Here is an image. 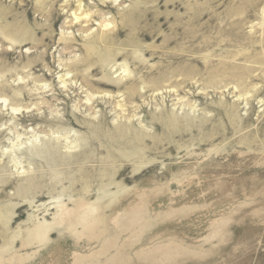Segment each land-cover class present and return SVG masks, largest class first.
<instances>
[{
    "label": "rangeland",
    "instance_id": "obj_1",
    "mask_svg": "<svg viewBox=\"0 0 264 264\" xmlns=\"http://www.w3.org/2000/svg\"><path fill=\"white\" fill-rule=\"evenodd\" d=\"M42 1L58 2L55 24ZM75 1L0 0V264H264V0H81L93 18L70 24ZM99 35L125 56L100 66ZM119 123L146 141L109 156ZM48 142L74 154L60 173ZM23 175H43L44 194L14 197ZM89 205L106 211L73 214Z\"/></svg>",
    "mask_w": 264,
    "mask_h": 264
},
{
    "label": "bare ground",
    "instance_id": "obj_2",
    "mask_svg": "<svg viewBox=\"0 0 264 264\" xmlns=\"http://www.w3.org/2000/svg\"><path fill=\"white\" fill-rule=\"evenodd\" d=\"M104 1H106V0H103L102 2H104ZM108 1H116V0H108ZM77 2V7L76 8H74L75 10L74 11H71L70 13V15L72 16V19L70 18V20L69 21H67V23H69L70 22V24H72V23H77V21H80V20H85L86 22H88V21H90L91 20V17L93 18V15H91L90 16V14L89 13H87L88 12V10L86 11V12H83L82 13V11H80V13L78 12V13H76V10H78L79 8H80V6H81V4H82V1L81 0H76L75 1V3ZM41 4L39 5V7L37 8V9H35V11L38 13V15H44V16H46V17H48V18H50L51 19V21L53 22V24H55L56 23V20L59 18V13L58 14H56L57 13V11H59V9H57L56 8V6H55V3H58V2H52V3H48V2H46V1H42V2H40ZM113 3V2H112ZM104 4V3H103ZM108 4V3H107ZM71 5H72V3L71 2H66L65 4H63V5H61V8H60V10L61 11H63L64 9H67V11L68 10H71ZM75 6V5H74ZM85 9H87V7L85 8ZM90 12V11H89ZM91 12H93V11H91ZM68 13V12H67ZM93 13H95V12H93ZM92 13V14H93ZM118 14H120V12L118 13ZM24 16H29V10H27L26 12H25V14H24ZM67 16V15H66ZM122 16H126V15H122ZM68 17V16H67ZM74 21V22H73ZM85 22V23H86ZM85 25V24H84ZM106 26V25H105ZM82 27V26H81ZM84 28H85V26H83ZM88 27V26H87ZM86 27V28H87ZM14 30H15V32L17 33V35H19L20 34V29H22V31H24V26L23 25H21V26H16L15 24H14ZM91 28V27H90ZM81 30H82V28H81ZM86 30V29H85ZM84 31V30H83ZM8 34V33H7ZM100 34V33H99ZM190 34V33H189ZM9 36L7 37V38H9L11 41H13L14 40V35H16V34H13V35H11V34H8ZM191 35V34H190ZM187 36V35H186ZM192 36H193V33H192ZM190 38V37H189ZM98 41H99V43H102V44H104L105 46H103L102 47V49L104 50V52H102V53H98V57H97V61L98 62H100L102 65H100V66H103L104 67V65L107 63V64H109L111 61H114V60H116L117 58H119L120 56H125V54L124 53H119V52H114V53H110V50H108L109 49V47H108V45L109 46H112L111 44H106V37H103V36H100L99 35V39H98ZM19 42H22V40H20ZM205 42V41H204ZM132 43V42H131ZM202 44H203V41H202ZM205 44V43H204ZM65 46H67V45H65ZM107 46V47H106ZM85 50H86V56L88 57V56H90L91 55V53L95 50V46L94 45H86V47H85ZM95 52V51H94ZM138 59V58H137ZM79 60V59H78ZM139 61H141V60H139ZM115 62V61H114ZM77 63L75 62V63H70V65H68V67H69V69H71V67H76L77 65H76ZM96 64H98V63H96ZM92 69V68H91ZM95 69V68H94ZM160 69V68H159ZM158 69V70H159ZM128 71V69L126 68V66H125V68L123 69V72H127ZM154 71V70H153ZM65 72V71H64ZM128 73H129V71H128ZM170 73H172L171 75L169 74V73H167V72H164V71H160V72H158V75H157V78L155 77V78H153L152 79V81H151V83H152V86L153 85H155V86H157L159 83H161V82H166V81H169L170 79H172V77H179V76H188V75H190L191 74V72L189 71V70H186L185 71V73H173V72H170ZM67 75V74H66ZM144 76V75H143ZM158 78H159V80L160 81H157L158 80ZM83 79H84V82H87V83H89V77L88 78H84L83 77ZM64 80V79H63ZM132 80V79H131ZM175 80V79H174ZM65 81V80H64ZM177 82V80L175 81V83ZM90 83H91V81H90ZM89 83V84H90ZM97 84H101V85H106L107 83H103V82H97ZM109 84V83H108ZM107 86V85H106ZM163 86V85H162ZM143 87H145V86H143ZM148 86H146V88H147ZM153 88H154V86H153ZM156 88V87H155ZM177 88H179V86H177ZM93 89V88H92ZM150 89V88H149ZM170 89V88H169ZM180 89V88H179ZM179 89H176L175 90V92H178L179 91ZM94 90V89H93ZM136 89H135V86H132V85H129L128 86V88H127V92H126V94L128 95L129 93H132V94H134V92L136 93V91H135ZM160 90V89H159ZM167 90V89H166ZM137 91H139V90H137ZM100 92H103L102 90L100 91ZM107 92V91H106ZM140 92V91H139ZM139 92H137V94L139 93ZM165 93V92H164ZM106 94V93H105ZM111 94L112 93H108V97L106 98V102H109V100H111V99H114V97L113 96H111ZM125 94V93H124ZM161 94V93H160ZM129 96H131V95H129ZM162 96V95H161ZM167 96V95H166ZM93 97H95V96H93ZM105 97H106V95H104L103 94V99H105ZM128 97V96H127ZM141 97V96H140ZM139 97V98H140ZM90 98H91V96H90ZM94 99V98H93ZM92 99V100H93ZM126 99V98H125ZM87 100V99H86ZM143 100H145V99H143ZM103 101V100H102ZM121 101H123V100H121ZM121 101H116L115 103V106L113 107V110H115V109H117V111H119V112H123V107L124 106H126L125 104H123V102L121 103ZM90 104V103H89ZM94 105V104H93ZM135 105V104H134ZM137 105V104H136ZM135 105V106H136ZM139 105V104H138ZM140 106V105H139ZM90 107V106H89ZM120 109H121V111H120ZM134 109H136V108H134ZM133 109V110H134ZM132 110V109H131ZM15 111V110H14ZM13 111V112H14ZM126 111V110H125ZM137 111V110H136ZM139 111V110H138ZM11 112V111H10ZM133 112V111H132ZM141 112V111H140ZM12 113V112H11ZM134 115L135 114H132V118L134 117ZM3 115H1L0 116V119H1V117H2ZM153 117V116H152ZM169 117V116H168ZM167 117V118H168ZM46 118V117H45ZM139 119V118H138ZM153 119V118H152ZM156 119H158V116H157V118ZM170 119H171V116H170ZM171 121V120H170ZM157 122H161V121H157ZM164 122V121H163ZM103 123V122H102ZM169 124H170V122H169ZM173 126V125H172ZM116 127V128H115ZM115 127H113V128H111V129H113V133L109 136V138H108V140H109V142L111 143V144H113V146H104V148H105V150H106V153L109 155V156H113V155H116V152H117V150L115 151L114 149H116V148H133L134 146H137V144L139 145L140 143H142V144H144V142L146 141V135L144 134V135H139L137 132H134L133 131V129H132V131H133V133L132 134H127L126 132H127V130H129L130 129V127H126L123 123H119L117 126H115ZM35 128V127H34ZM44 128V127H43ZM115 130V131H114ZM165 131H168V133H172L173 134V131H175L174 130V128L173 127H170V128H167V129H165ZM170 131V132H169ZM131 132V131H130ZM177 132V131H176ZM167 133V135L169 136V134ZM97 134V133H96ZM106 134V133H105ZM181 135V134H180ZM130 136V137H129ZM67 138V137H66ZM142 139V140H141ZM48 145L51 147V148H53V147H55V148H53V149H51V148H47V150L44 152L45 153V155L43 156V158L45 159V163H47V164H49L50 165V167H49V169L51 168H57L58 167V172H59V167H62V165L64 164V162H65V157H69V156H73L74 154H66V153H61V150H57L58 148H59V144H55V143H50V142H48ZM57 148V149H56ZM68 148V147H67ZM78 152V151H77ZM80 152V151H79ZM75 153V152H74ZM81 153V152H80ZM138 153H143V152H138ZM138 153H135V152H130V154H128V155H126V156H123V157H125L126 158V161H124V162H126V164H124L125 166H124V170L126 171V169L128 168V165H129V163H130V161L131 160H134L135 158L137 159L140 155H138ZM76 155H78V154H76ZM75 155V156H76ZM79 155H82V154H79ZM78 155V156H79ZM82 156H84V152H83V155ZM120 158H119V160H121L122 161V159H123V157L121 156V155H118ZM85 158V157H84ZM88 158V157H87ZM122 158V159H121ZM141 158V157H140ZM73 159V158H72ZM74 161H76V160H78V159H73ZM72 160V161H73ZM86 160V159H85ZM38 161V160H37ZM69 162V165H71L72 166V163L73 162ZM106 162V161H105ZM77 163V162H76ZM80 166V165H79ZM64 167H66V166H64ZM63 167V168H64ZM71 168V167H70ZM4 170V169H3ZM124 170H122L123 171V173L125 172ZM30 171V170H29ZM53 172V171H52ZM87 172V171H86ZM60 173V172H59ZM55 174V173H54ZM116 174V172H113V175H115ZM119 174L121 175V172L119 171ZM85 175V174H84ZM24 176V175H23ZM89 176V175H88ZM43 175L41 176V177H36V176H34V175H31V176H24V178H18V180L20 181L19 183H18V185L15 187V189H16V191H15V193H13V195H14V197H18V198H24V197H26V198H29V196H31V197H33V198H36V197H40V195L39 194H44L43 192L45 191L44 190V188H45V186H43L41 183V181L43 180ZM78 179V178H77ZM4 181H8V179L7 180H4ZM59 182V184H60V182H61V180H59V181H57V183ZM2 183V182H1ZM89 184V183H88ZM54 183H52V184H50L49 185V187H51V189H54ZM80 185V184H79ZM85 185V184H84ZM112 185H114V182L113 181H111V182H109V183H107V186H105V187H103V192H102V194H97L96 195V199L98 200V201H101V200H103L106 196H108V194H110V193H108L109 192V190L111 189V186ZM47 186V185H46ZM71 187V186H70ZM47 188H48V186H47ZM48 189H50V188H48ZM89 191L87 190V192H85V193H82L81 194V196H83L84 198H89V196H91L92 194H90V193H88ZM69 193V192H68ZM72 193H74L73 191H72ZM118 193H120L119 195H123V192L121 193V192H118ZM43 196V195H42ZM71 196V195H70ZM117 196V195H116ZM69 199H70V197H69ZM83 199V198H82ZM84 200V199H83ZM75 202V201H74ZM24 206V205H23ZM98 206V205H97ZM97 206H95V207H91L90 205H89V207H83V208H79V207H76L75 209H74V215L75 216H78V217H84V218H90V217H92L93 215H95L97 212L99 213V211H101V212H104V211H106V208H104V206L102 207H97ZM14 207V206H13ZM104 208V209H103ZM97 213V214H98ZM6 215H8V214H3V215H0V218H5L6 220H8L9 218H7V216ZM90 216V217H89ZM1 220V219H0ZM69 226H73V225H69ZM51 229V227L49 226V227H46L44 224H40V225H38V226H36V227H33V229L31 228V229H29V230H27V237H33V235H35V236H40V237H42L43 235H46L48 232H49V230Z\"/></svg>",
    "mask_w": 264,
    "mask_h": 264
}]
</instances>
